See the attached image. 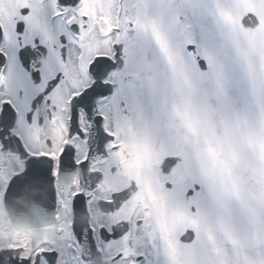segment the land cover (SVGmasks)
<instances>
[{"label": "snow or ice", "instance_id": "6c2138e0", "mask_svg": "<svg viewBox=\"0 0 264 264\" xmlns=\"http://www.w3.org/2000/svg\"><path fill=\"white\" fill-rule=\"evenodd\" d=\"M0 264H264V0H0Z\"/></svg>", "mask_w": 264, "mask_h": 264}]
</instances>
